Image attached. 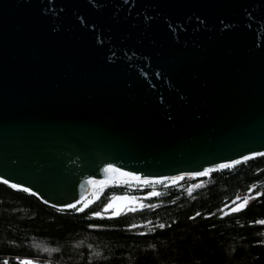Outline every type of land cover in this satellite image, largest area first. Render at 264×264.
Segmentation results:
<instances>
[{
	"label": "water",
	"instance_id": "1",
	"mask_svg": "<svg viewBox=\"0 0 264 264\" xmlns=\"http://www.w3.org/2000/svg\"><path fill=\"white\" fill-rule=\"evenodd\" d=\"M255 153L264 0H0L1 184L65 209L125 179L108 166L188 177Z\"/></svg>",
	"mask_w": 264,
	"mask_h": 264
},
{
	"label": "trees",
	"instance_id": "2",
	"mask_svg": "<svg viewBox=\"0 0 264 264\" xmlns=\"http://www.w3.org/2000/svg\"><path fill=\"white\" fill-rule=\"evenodd\" d=\"M199 182L166 187L155 207L116 217L97 216L96 206L52 208L0 183V264L3 256L68 264H264V156ZM249 191L254 196L241 211L224 212Z\"/></svg>",
	"mask_w": 264,
	"mask_h": 264
},
{
	"label": "snow or ice",
	"instance_id": "3",
	"mask_svg": "<svg viewBox=\"0 0 264 264\" xmlns=\"http://www.w3.org/2000/svg\"><path fill=\"white\" fill-rule=\"evenodd\" d=\"M255 155L258 156H264V153H255ZM251 157H244V160H248ZM240 163V161H233L232 164H221L218 167L220 168H229L232 167L234 164H238ZM212 171V169H205L203 172H197L194 175L196 176H205L208 175L210 172ZM105 172L106 173H113V174H118L119 177L125 178V182L129 181V180H140V177L138 176H134L131 173H127V172H122L120 169L114 168L112 166H108L107 168H105ZM113 179V177H109L107 180L105 181H94V180H90L89 183L92 184L94 186V192L92 194L93 199H98L99 198V192H101L109 183V181ZM173 180V182H175L177 179H183V177H172L171 178ZM163 181H150V180H144L143 183L145 184H153V183H162ZM4 184H8L7 180L3 181ZM11 188H18L17 184H11L9 185ZM198 187V185H197ZM22 191L24 192H29L28 188H23ZM32 195H35V193H32ZM151 196H158L159 193L153 191L152 193H150ZM93 199H85L84 197L81 198L80 201H78L77 203L81 205V207L76 208V205L74 204H69L68 207L69 208H76L77 211H83L84 208H87L92 202ZM248 197H245L243 200V203L235 208L232 209L233 212H239L241 211L248 203ZM129 208V210L131 211H135V208L132 207L129 203H127V198H118L113 196L110 200V202L105 206V211H107L108 209H112L113 210V214L115 216H119L121 211H123L124 208ZM97 216H99V213H96ZM259 223H264V221H259ZM161 227H164L163 225H161ZM22 264H31V261H23Z\"/></svg>",
	"mask_w": 264,
	"mask_h": 264
},
{
	"label": "flooded vegetation",
	"instance_id": "4",
	"mask_svg": "<svg viewBox=\"0 0 264 264\" xmlns=\"http://www.w3.org/2000/svg\"><path fill=\"white\" fill-rule=\"evenodd\" d=\"M127 182L137 183L134 181H127ZM166 189L167 188L164 186V184L162 186H156V185H148V186L143 185V187L137 186L129 190L106 186L101 192H99L98 199H93L92 197L94 190L88 195L87 199H93V202L88 207H91V206L98 207V210L96 213H99V216L104 214L108 217H116L113 214L112 209L108 212H104L103 211L104 206L111 200L113 196L115 197L128 196L130 197V205L135 208V211L123 210L121 211L120 214L128 213V212H142L145 208L155 207L158 204V200H161L162 197L164 196ZM153 191L159 193V195L151 196L150 193H152ZM87 208H84V209H87ZM131 227L139 231V229L142 228V224H135Z\"/></svg>",
	"mask_w": 264,
	"mask_h": 264
},
{
	"label": "rangeland",
	"instance_id": "5",
	"mask_svg": "<svg viewBox=\"0 0 264 264\" xmlns=\"http://www.w3.org/2000/svg\"><path fill=\"white\" fill-rule=\"evenodd\" d=\"M235 165V164H234ZM207 175L205 176H179V177H183V179H179V182L176 184V185H179L180 184V187L181 186H184L185 184H190L191 186H195V185H198L200 184L201 181L204 177H206ZM144 180L142 181H134V182H137V183H128V182H125L124 180H116V181H109V183L107 184V186L109 187H116V188H120V189H133L134 187H137V186H140V185H145V186H148V185H156V186H162L164 183L166 182H169V181H173L171 178H165V179H154V180H150V181H163L162 183H153V184H145L143 183ZM253 194H250V191L247 192V193H242V194H239L232 202L228 203L225 207H224V212H231L233 208L241 205L243 203V200L245 197H248V202L253 198ZM78 206V205H77ZM39 259H41L42 261H46L48 260L50 263L49 264H54L52 263L54 260H51V259H47V258H43V257H37ZM41 263H45V264H48V262H41ZM38 264H40L38 262Z\"/></svg>",
	"mask_w": 264,
	"mask_h": 264
},
{
	"label": "built area",
	"instance_id": "6",
	"mask_svg": "<svg viewBox=\"0 0 264 264\" xmlns=\"http://www.w3.org/2000/svg\"><path fill=\"white\" fill-rule=\"evenodd\" d=\"M4 259V264H8L9 261L13 260L16 261L18 264H22L23 261H31V264H38V262L40 264H45V263H41V262H48V264L50 263L48 260L46 261H42L41 259L34 257V256H3L2 257ZM52 263L54 264H68V263H61L59 261H53Z\"/></svg>",
	"mask_w": 264,
	"mask_h": 264
},
{
	"label": "bare ground",
	"instance_id": "7",
	"mask_svg": "<svg viewBox=\"0 0 264 264\" xmlns=\"http://www.w3.org/2000/svg\"><path fill=\"white\" fill-rule=\"evenodd\" d=\"M244 160V158L243 159H241V160H238V161H243ZM229 164H232V163H229ZM179 176H181V175H177V176H169V177H163V178H145V179H140V180H138V181H142V180H154V179H165V178H172V177H179ZM120 180H125V179H118V181H120ZM129 181H137V180H129ZM74 205H78V203L76 202V203H74Z\"/></svg>",
	"mask_w": 264,
	"mask_h": 264
}]
</instances>
